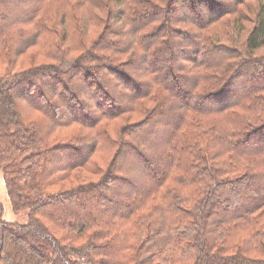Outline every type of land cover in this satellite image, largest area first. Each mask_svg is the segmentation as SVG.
<instances>
[{"label": "trees", "instance_id": "16d2710c", "mask_svg": "<svg viewBox=\"0 0 264 264\" xmlns=\"http://www.w3.org/2000/svg\"><path fill=\"white\" fill-rule=\"evenodd\" d=\"M0 175V264H264V0H0Z\"/></svg>", "mask_w": 264, "mask_h": 264}, {"label": "rangeland", "instance_id": "374dc122", "mask_svg": "<svg viewBox=\"0 0 264 264\" xmlns=\"http://www.w3.org/2000/svg\"><path fill=\"white\" fill-rule=\"evenodd\" d=\"M182 7L185 8L186 5H183ZM196 14L199 15L198 13ZM35 62L38 63L39 59H36ZM0 189H2V192H0V201L4 206L3 218L9 221H20L21 220V217L19 216L20 213H14L10 208L1 176H0Z\"/></svg>", "mask_w": 264, "mask_h": 264}, {"label": "crops", "instance_id": "0c3cea01", "mask_svg": "<svg viewBox=\"0 0 264 264\" xmlns=\"http://www.w3.org/2000/svg\"><path fill=\"white\" fill-rule=\"evenodd\" d=\"M1 176V175H0ZM3 180V179H2ZM3 185H4V183H3ZM4 188H5V186H4ZM0 192H2V189H0ZM5 192H6V190H5Z\"/></svg>", "mask_w": 264, "mask_h": 264}]
</instances>
